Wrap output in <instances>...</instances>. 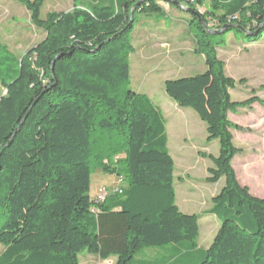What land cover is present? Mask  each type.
<instances>
[{"label": "trees", "instance_id": "16d2710c", "mask_svg": "<svg viewBox=\"0 0 264 264\" xmlns=\"http://www.w3.org/2000/svg\"><path fill=\"white\" fill-rule=\"evenodd\" d=\"M17 1L47 35L21 59L0 57V264H83L82 252L113 264H264V198L237 178L232 130L240 126L229 118L257 98L233 100L237 81L217 52L226 41L216 39L235 32L263 40L264 0H212L204 13L189 2L207 69L164 82L220 143L207 177L225 180L212 199L220 228L207 248L198 246L199 215L176 203L165 117L130 88L129 35L139 15L166 14L182 0H74V9L46 19L45 0ZM95 169L119 179L104 199L90 195ZM151 247L174 253L136 260Z\"/></svg>", "mask_w": 264, "mask_h": 264}, {"label": "rangeland", "instance_id": "374dc122", "mask_svg": "<svg viewBox=\"0 0 264 264\" xmlns=\"http://www.w3.org/2000/svg\"><path fill=\"white\" fill-rule=\"evenodd\" d=\"M81 1L85 3L91 0ZM211 1L201 0L203 3H200V0H182L180 8L166 6V14L139 15L129 35L136 47L130 57V88L147 94L156 105L162 107L172 142L181 138L183 131L182 135H187V145L190 147L194 145V140L205 144L207 125L192 109L189 110L195 115L189 111L178 114V107L165 92L164 82L166 78L189 77L206 71L205 59L197 53L196 39L188 25L191 16L187 4L193 2L195 8L204 13L205 7L212 8ZM72 9L74 0H45L41 16L46 19L50 13H67ZM46 35L43 28L34 25L31 13L25 6L17 0H0V57L11 55L21 59L31 48L42 42ZM216 39L226 41L217 52L225 63L227 75L237 81L232 91L233 100L245 102L257 98L253 103L240 106L229 114L231 121L240 126L239 129L233 128L234 144L240 149L233 159L237 178L252 193L264 198V37L260 43L251 45H244L243 42H252L254 38L248 39L241 33H223L216 36ZM5 93L0 84V98ZM173 122H180L178 128L181 131L177 135L172 127ZM208 142L211 144L198 149L197 159L192 162L197 168L195 172L189 173V176L182 169L177 171L184 183L180 184L181 180H177L175 190L176 203L182 210L203 216L213 204L212 194L217 193L224 184V179L216 184L207 181L209 169L206 166L211 162L210 155L217 153V146L207 136ZM194 147L190 148L189 153H195ZM118 186L116 175L100 169L93 170L91 197H95L100 188L108 190ZM209 217L205 215L201 221V236L206 240L212 237L220 224L215 217H211L212 221ZM165 247L171 248V245ZM165 247L144 248L137 253L136 260H154L159 255L174 253L171 249L164 252ZM3 249L0 243V254ZM79 257L84 264H113L111 260L103 261L88 252H82Z\"/></svg>", "mask_w": 264, "mask_h": 264}, {"label": "crops", "instance_id": "0c3cea01", "mask_svg": "<svg viewBox=\"0 0 264 264\" xmlns=\"http://www.w3.org/2000/svg\"><path fill=\"white\" fill-rule=\"evenodd\" d=\"M231 34V33H230ZM261 41H259V42H243V44L244 45H251V44H258V43H260ZM136 48V47H135ZM167 79H170V78H166L165 79V81L167 80ZM232 91L233 90H231V94H232ZM173 103H175V102H173ZM175 105H176V107H178V114L179 113H183V111H189L191 114H193L194 112H192L191 110H189L190 108H181V107H179L176 103H175ZM159 108H160V110L162 111V113H163V115L165 114V112L162 110V107L161 106H159ZM230 113V112H229ZM193 115H195V114H193ZM164 117H165V115H164ZM229 118H230V114H229ZM165 120H166V117H165ZM202 123V122H201ZM179 125H180V122H173V128L175 129V134L177 135L181 130H179ZM186 129H188L187 128V126H186ZM205 129H206V135H205V144H201V143H198L197 141L195 142V140H194V142H193V146L192 147H190V145L188 144L187 145V140H186V134H183L182 135V133H183V131H182V133H181V138H178L176 141H171V138H170V136H169V134H168V125H167V123H166V133H167V137H168V149H169V151H170V154L172 155V157H173V159H174V162H175V190H176V186H177V180H181L182 178H181V176L180 175H178V170H180V169H182L183 171H185L186 172V174L187 175H189L190 176V174L191 173H193V172H195L196 171V166L192 163L193 161H195V159H197V156H196V154H199L198 153V149H202V148H204L206 145H210L211 143H207V136H208V134H207V126L205 127ZM233 131V130H232ZM193 132H194V130H193ZM195 133H196V130H195ZM194 134V133H193ZM185 141V143H183L182 141ZM182 142V143H181ZM214 142H215V144H214ZM212 143H213V145H216L217 146V153L216 154H214V155H218L219 154V152H220V143L218 142V140H214V141H212ZM195 146V147H194ZM195 148L196 150H195V153H189V151H190V148ZM211 153V152H210ZM234 161V160H233ZM213 166V161H212V159H211V162L206 166L208 169L210 168V167H212ZM190 173V174H189ZM192 177V176H191ZM223 180V179H222ZM221 181V180H220ZM219 181V182H220ZM180 184H183L184 183V180H181L180 182H179ZM216 184V183H215ZM225 185V180H224V184L221 186V188L223 187ZM220 188V189H221ZM220 191V190H219ZM218 191V192H219ZM217 192V193H218ZM251 192V191H250ZM217 193H213L212 194V198L217 194ZM251 194L252 195H254L255 197H259L260 195H256V194H254V193H252L251 192ZM212 203H213V201H212ZM179 207V206H178ZM212 207H213V204H212V206H210V208L207 210V212H206V214L205 215H209L210 217H209V219H211V221H212V218L211 217H215L217 220H218V218L213 214V213H211V209H212ZM180 208V207H179ZM180 210L182 211V212H184V213H187V214H198L199 215V227H200V234H199V238H198V246L199 247H201V248H207L211 243H212V241H213V239H214V237H215V235H216V233H217V231L219 230V228H220V224H219V227H218V229H217V231L212 235V237L209 239V240H206V238L205 239H202V236H201V221H202V219H204V216L203 215H201V214H199V213H197V212H190V211H187V210H182L181 208H180ZM219 221V220H218ZM219 223H220V221H219ZM113 261V263L115 262V258H111V259H109V260H104V261ZM83 263V262H82ZM84 264V263H83Z\"/></svg>", "mask_w": 264, "mask_h": 264}, {"label": "built area", "instance_id": "2783aa9c", "mask_svg": "<svg viewBox=\"0 0 264 264\" xmlns=\"http://www.w3.org/2000/svg\"><path fill=\"white\" fill-rule=\"evenodd\" d=\"M118 188L114 187V188H111V189H108L107 188H100L99 189V192L97 193L99 199H104L110 191H117Z\"/></svg>", "mask_w": 264, "mask_h": 264}, {"label": "water", "instance_id": "95a60500", "mask_svg": "<svg viewBox=\"0 0 264 264\" xmlns=\"http://www.w3.org/2000/svg\"><path fill=\"white\" fill-rule=\"evenodd\" d=\"M227 28H228L227 26H224L222 29H220V30H216L215 33H216V34L223 33V32H225V31L227 30ZM250 35H252V34H250Z\"/></svg>", "mask_w": 264, "mask_h": 264}]
</instances>
